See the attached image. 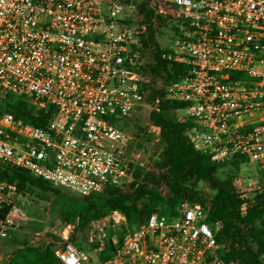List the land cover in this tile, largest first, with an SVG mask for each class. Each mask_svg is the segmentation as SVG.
Segmentation results:
<instances>
[{
    "label": "built area",
    "instance_id": "obj_1",
    "mask_svg": "<svg viewBox=\"0 0 264 264\" xmlns=\"http://www.w3.org/2000/svg\"><path fill=\"white\" fill-rule=\"evenodd\" d=\"M142 7L151 21L159 14L177 21L166 57L187 70L164 86V98L185 104L189 143L213 163L255 165L258 179L248 185L264 190V0H0V97L10 92L34 111L53 108L40 127L0 107V163L79 196L132 181L130 138L115 124L160 85L139 70L140 36L151 26ZM126 8H137L138 18L120 17ZM15 195L0 181V198L11 204ZM8 208L0 237L19 218ZM104 219L109 258L93 261L63 239L59 263L232 264L218 258L220 222L208 223L187 201L174 217L154 211L132 230L116 210ZM106 239L93 241L96 255Z\"/></svg>",
    "mask_w": 264,
    "mask_h": 264
},
{
    "label": "trees",
    "instance_id": "obj_2",
    "mask_svg": "<svg viewBox=\"0 0 264 264\" xmlns=\"http://www.w3.org/2000/svg\"><path fill=\"white\" fill-rule=\"evenodd\" d=\"M141 10L145 11V19L151 22L153 12L143 7ZM140 42L141 49L148 53V59L139 66V70L150 74L152 79H158L162 85L151 87L146 98L152 103L158 97L157 106L148 115L149 121L159 128V149L150 160L149 167L133 161L129 163L132 181L127 186L106 188L88 196L68 195L26 170L3 163H0V181L13 184L16 194L21 196L30 194L33 189L54 194L60 222L73 225L75 235L70 242L77 238L89 251H94L96 243L87 242L85 233L93 222L103 220L111 211L116 210L125 217L126 227L137 228L154 211L169 218L174 217L179 203L187 201L199 206L208 223L220 222L215 239L219 245L218 258L222 262L263 264L264 190L255 185L249 196L243 197L231 178L220 180L216 177L220 167H239L241 160L216 164L207 155L193 149L187 136V131L192 127L191 120L188 117L177 120L167 116L168 112L184 109L185 104L164 98V86L182 79L187 66L166 57L169 49H160L152 40L151 26L147 29L146 37L140 36ZM0 107L40 127H44L53 114L50 106L34 111L21 97L10 92L0 97ZM137 130L143 131L141 127ZM200 184L206 185L213 194L208 196ZM12 205L14 200L7 204L1 196L0 207ZM3 216L0 213V217ZM63 243L59 236L46 233L33 236L30 240L21 238L2 244L0 264H60L55 251ZM111 252V241L106 239L105 248L97 258L106 260Z\"/></svg>",
    "mask_w": 264,
    "mask_h": 264
},
{
    "label": "rangeland",
    "instance_id": "obj_3",
    "mask_svg": "<svg viewBox=\"0 0 264 264\" xmlns=\"http://www.w3.org/2000/svg\"><path fill=\"white\" fill-rule=\"evenodd\" d=\"M139 16L137 8L125 9L121 12L120 17H131L137 19ZM159 17V18H158ZM177 21L171 17H165L161 14L155 16L151 21V38L160 49L172 48L177 40ZM148 59V53H143ZM144 60V59H143ZM162 86L161 83L159 85ZM158 86V87H159ZM152 104L146 103L139 105L131 111L126 117L116 122V127L121 129L129 136L128 153L134 163L149 167L150 160L155 157L159 149V131L148 119L149 111ZM168 117H174L177 120H183L187 117L185 109H178L174 112H168ZM141 127L143 131L137 130ZM216 177L220 180L231 178L237 190L243 193L244 197H248L254 186H249L250 180L258 179L257 168L253 164L244 163L239 167L225 165L220 167L216 172ZM202 190L208 196L213 194L206 185L200 184ZM61 189V188H60ZM164 191V188H162ZM61 192L71 195L72 192L61 189ZM14 207L19 218L14 223L13 228L7 231L5 237H0V246L13 241H19L21 238L30 240L33 236H43L50 233L66 240L73 230V225L66 227L58 218L57 197L48 192L33 189L30 194L21 196L15 195ZM56 207V208H55ZM135 226L127 230L134 229ZM66 228L65 232L63 229ZM109 235V227L106 220L93 222L85 237L87 242L94 240L106 239ZM76 247L84 249L93 261L97 259V255L93 251H89L83 247V242L76 238L73 242Z\"/></svg>",
    "mask_w": 264,
    "mask_h": 264
},
{
    "label": "water",
    "instance_id": "obj_4",
    "mask_svg": "<svg viewBox=\"0 0 264 264\" xmlns=\"http://www.w3.org/2000/svg\"><path fill=\"white\" fill-rule=\"evenodd\" d=\"M125 3H127V0H124ZM8 207L7 206H3V207H0V213L5 215L7 214L8 212ZM75 235L74 232L71 233V235L65 240V242H70V240L72 239V237Z\"/></svg>",
    "mask_w": 264,
    "mask_h": 264
}]
</instances>
